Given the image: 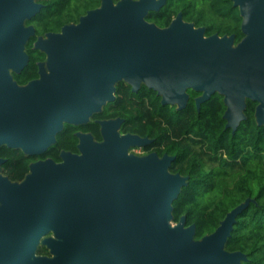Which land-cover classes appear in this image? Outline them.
I'll list each match as a JSON object with an SVG mask.
<instances>
[{"label": "water", "instance_id": "1", "mask_svg": "<svg viewBox=\"0 0 264 264\" xmlns=\"http://www.w3.org/2000/svg\"><path fill=\"white\" fill-rule=\"evenodd\" d=\"M242 18L241 41L204 35L181 13L165 27L146 19L166 0H100V5L39 36L34 46L47 59L40 77L19 84L11 72L28 64L26 25L42 7L35 0H0V146L41 153L55 142L63 122H85L107 100L116 84L132 91L143 82L163 103L185 106L191 87L202 94L197 106L223 96L225 128L234 132L245 119L246 99L257 102L255 118L264 123V0H232ZM49 72L45 71V66ZM101 141L77 133L79 154L30 164L21 182L1 173L0 264H240L246 256L228 251L237 214L245 199L214 231L196 239L184 216L173 222L172 202L188 176L170 172L173 155L129 153L151 139L120 133L121 118L98 121ZM51 221L52 224L50 223ZM54 254H35L42 235Z\"/></svg>", "mask_w": 264, "mask_h": 264}, {"label": "trees", "instance_id": "2", "mask_svg": "<svg viewBox=\"0 0 264 264\" xmlns=\"http://www.w3.org/2000/svg\"><path fill=\"white\" fill-rule=\"evenodd\" d=\"M35 1L42 3V7L25 24H33L38 34L75 21L100 2ZM179 11L184 19L206 24L207 33L217 28L218 21L225 24L227 19H234L238 25L241 20L232 0H167L159 10L149 11L146 19L163 27ZM34 67L30 62L21 73L14 74V79L24 84ZM117 88L121 96L113 102L110 115L127 119L123 131L153 138L144 149H153L159 155L173 154L169 171L188 176L172 202L173 222L184 216L186 225H195L194 237L199 239L214 231L227 212L250 198L236 216L225 249L244 253L246 259L240 264H264V123L259 125L256 121L257 102L246 99L245 119L232 132L225 128L226 107L218 93L201 104L199 111L191 99L183 110L171 112L168 105H160L153 98L151 91L140 94L138 101V95L126 93L121 83ZM94 131L97 133L96 128ZM61 136L60 143L75 142L67 140L64 132ZM20 151L0 146V156L6 158L2 171L11 179L22 177L28 169L27 158Z\"/></svg>", "mask_w": 264, "mask_h": 264}, {"label": "flooded vegetation", "instance_id": "3", "mask_svg": "<svg viewBox=\"0 0 264 264\" xmlns=\"http://www.w3.org/2000/svg\"><path fill=\"white\" fill-rule=\"evenodd\" d=\"M99 5H100V2L96 6H94L93 8H96ZM232 6H234L233 5V1H232ZM234 7L237 8V13H238V15H240L238 6H234ZM93 8H90V9H93ZM87 10H89V9H86L82 14L78 15V17H77V19L75 21H70L68 23H63V24H61L58 27V29L48 30V31L43 32L42 34L36 33V29H35V26L33 24H27V25H33L34 26V35L31 36V37H33V40H30L31 37L28 39V41L29 40L30 41L29 42L27 41V43H26V52H27V54L29 53L28 54V56H29L28 64L30 62L31 63L33 62L34 65H35V67H34V70L32 69L33 71L31 70L30 73H29L31 77L24 84L28 83L31 80L38 79L40 77L39 65L38 64L39 63H42V62L44 63L46 61V59H47L46 53L43 50H41L39 48H36L34 46L35 40L39 36H42L43 38H46L48 32H54V33L60 32L61 31V28L64 25H66V24H70V23L76 24V23H78L80 16L81 15H84L87 12ZM178 13H181V12L179 11ZM176 15H174L172 17V19L170 20V22L176 17ZM181 15H182V13H181ZM182 19L185 22L193 23V25H194L195 28L203 27L204 28V35L205 36H210L212 34H217L220 37L221 36H224V35H226V36H231L232 35L233 36V44H232L233 46L237 45L241 41V39L243 38V36H244V33H243L242 29H241L242 18L239 21L238 25H236V22L234 21V19H232V22L227 19V21H225V24H222V22H219L218 21L215 24V27H217V28L213 32H210V33H207V25L206 24H196L192 20L184 19L183 16H182ZM160 27H162V26H160ZM163 27H165V26H163ZM236 29H239V32L241 33V35H238V33L236 32L237 31ZM44 67H45V71L48 73L49 70L46 67V65ZM11 73H12L13 78H14V74H19V73H14V72H11ZM119 83H121V85L124 86V91L126 93L129 92V93H133L135 95H138V101H140V94H143V93H145L147 91H151L152 92L151 95L153 96V98L156 97L157 98V101L159 102L160 105H168L171 112H178V111L183 110L186 107V105L189 103V101L191 99L193 100V102H194V104L196 106L197 111H199L201 104H203L206 101L205 100L203 102H200V104L197 106V104H196V98L199 97L202 94V92L201 91H197V90H195V89H193L191 87H188L185 90V92L188 95L187 101L185 103V106L180 107L178 103H163L162 102V95L161 94H158V91L157 90L148 88L143 82L140 84L139 89L137 91H133V92H132L131 86L129 84H127L125 81H120ZM117 84H116V91H115V100H116V98L118 96H121V93L118 92ZM214 94H212V95H214ZM222 100H223V96H222ZM114 101H108L107 100L104 104L101 105L100 111L99 112H93L88 117V119L85 122H82V123H79V124H72V123H69V122H63L62 129L56 134L55 142H53L50 145H48L46 147V149L43 150L41 153L25 154L21 150L22 153H23V155L27 158V168H28L27 171L23 174L22 177H20L18 179H11V177H9L7 174L3 173V171H2V164L5 161L1 164V173L3 175H6L11 182H18L19 183V182L23 181L25 179L26 175L30 172V164H32V163H35V162H38V161H44L46 159H51L54 163H60V162L63 161V159L61 157V153L62 152H69L71 154H79L80 153V150L78 148L79 138L77 136V133H88V134H91L93 136V139L94 140L101 141L102 140V136H101V125L98 122V121H101V120H109V119L121 118L122 119V122L120 123V126H119V132L120 133L130 132V133H133V134H138V133H134V132H131V131H123L122 127H123L124 123L127 120L126 118H124V116H119V115H117V116H110L111 108H112V106H115L114 103H113ZM94 128H96L97 133L94 131ZM62 132L66 133L67 140H71L72 142H74V141L75 142L74 143H71V142L60 143V140L62 139L61 138L62 137L61 136V133ZM142 137H145V136H142ZM148 138L151 139V141L148 144H145V145H142V146L130 147L129 150H128V152L129 153H134L136 155H146V154H148L150 152H156L154 150L147 151V150L144 149L145 146L149 145L153 141V138H150V137H148ZM134 148H139V149L142 150V152L135 153V152L132 151V149H134ZM37 156H38V158H37ZM159 156H162V155H159ZM0 157H2V156H0ZM3 158H5V157H3ZM52 222L53 221H51L50 223L52 224ZM48 225H50V224H48ZM51 226L52 225H50L49 226L50 228L47 230V232L44 235L41 236V238L39 240V243L37 244V247H36V250H35V254L36 255L43 256V257H46V258L53 257L54 254L51 252V248L46 243L43 242L44 239H47V238H50V237L52 238V237L55 236L54 235V230H53V228Z\"/></svg>", "mask_w": 264, "mask_h": 264}, {"label": "bare ground", "instance_id": "4", "mask_svg": "<svg viewBox=\"0 0 264 264\" xmlns=\"http://www.w3.org/2000/svg\"><path fill=\"white\" fill-rule=\"evenodd\" d=\"M93 8V7H92ZM88 9H90V8H88ZM28 23V22H27ZM31 23V22H30ZM58 29V28H57ZM37 33V32H36ZM40 34V33H39ZM35 37V36H34ZM30 41V40H29ZM28 41V42H29ZM38 50V49H37ZM40 52V51H39ZM29 54V53H28ZM129 90V89H128ZM133 92V91H132ZM107 108V107H106ZM105 108V109H106ZM110 116H113V115H110ZM125 118V117H124ZM90 121V120H89ZM225 121V120H224ZM69 124V123H68ZM94 135V134H93ZM154 137V136H153ZM58 140V139H57ZM150 150V149H149ZM153 150V149H152ZM21 152V151H20ZM78 152V151H77ZM22 153V152H21ZM157 153V152H156ZM23 154V153H22ZM48 154V153H47ZM159 154H161V153H159ZM46 155V154H45ZM173 155V154H172ZM44 157V156H43ZM37 158H38V156H37ZM179 172V171H178ZM184 175V174H183Z\"/></svg>", "mask_w": 264, "mask_h": 264}, {"label": "rangeland", "instance_id": "5", "mask_svg": "<svg viewBox=\"0 0 264 264\" xmlns=\"http://www.w3.org/2000/svg\"><path fill=\"white\" fill-rule=\"evenodd\" d=\"M132 151L135 152V153H140V152H142V150L139 149V148H134V149H132Z\"/></svg>", "mask_w": 264, "mask_h": 264}]
</instances>
